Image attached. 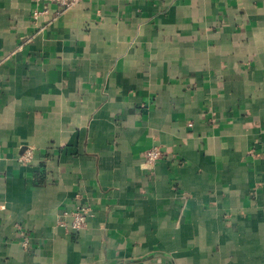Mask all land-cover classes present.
<instances>
[{
    "label": "crops",
    "instance_id": "0c3cea01",
    "mask_svg": "<svg viewBox=\"0 0 264 264\" xmlns=\"http://www.w3.org/2000/svg\"><path fill=\"white\" fill-rule=\"evenodd\" d=\"M39 7L0 0V264H264V0Z\"/></svg>",
    "mask_w": 264,
    "mask_h": 264
},
{
    "label": "built area",
    "instance_id": "2783aa9c",
    "mask_svg": "<svg viewBox=\"0 0 264 264\" xmlns=\"http://www.w3.org/2000/svg\"><path fill=\"white\" fill-rule=\"evenodd\" d=\"M34 4V10L32 11L33 20H39V18L46 12L45 9H40V4L45 2H57L62 11L71 8L76 3L81 0H31ZM166 153L161 148L160 145L154 144L143 153L142 166L148 171H154L157 162L164 157ZM33 158V149L27 148L25 152L20 156V162L27 164ZM91 213V208L87 202L79 201L75 208L71 211H65L62 214L61 219L59 220L60 225L70 228L72 230H81L86 226L88 216ZM65 217H70L67 220ZM25 235L22 241L24 247H27L29 244V235L28 233H21Z\"/></svg>",
    "mask_w": 264,
    "mask_h": 264
}]
</instances>
